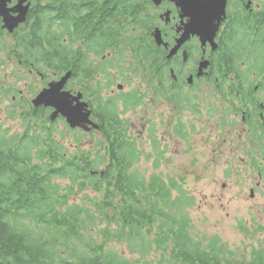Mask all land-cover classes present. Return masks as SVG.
<instances>
[{
	"label": "flooded vegetation",
	"instance_id": "obj_1",
	"mask_svg": "<svg viewBox=\"0 0 264 264\" xmlns=\"http://www.w3.org/2000/svg\"><path fill=\"white\" fill-rule=\"evenodd\" d=\"M18 1L11 0L8 7L14 6ZM94 1L26 0L23 4L29 6L26 22L20 25L17 30H14L12 34H9L4 28L3 21L0 18V62L7 64L9 61H13L8 53L10 48L17 45L16 40L29 35V32H32L37 26L38 20L44 19L47 22L48 17H50L48 26L50 27L51 38L55 39V44L56 39L66 38L67 45L64 50L69 54L65 62L59 59L55 62V65L59 66L60 69H64L69 75L63 91L68 92L73 97L80 94V102L87 104L93 124L99 127V124H102L103 115L100 111H97L94 106V95L88 90V67L90 65L94 68L107 66L112 73L120 67L119 57L121 55L119 53L122 49H127L129 57H132V54L145 53L146 60H133V67H137L138 63L148 65L145 70L152 75L155 60H158L155 58V53L159 52L158 58L161 63H159L157 70L162 67L172 71V79L159 76L136 78L140 81L137 86L136 80L130 78L131 75L122 76L116 72V79L113 83H116L117 92L127 93L130 90L132 92L145 90L148 108L150 102L153 101L151 104L155 107L159 106L163 115L167 114L175 117L172 126L167 125L171 128L167 131V136L174 138L175 136L184 135L185 122L183 117L185 113L191 117L199 116L202 118V111L206 109L207 114L210 111L208 114L210 116L209 133L217 136L224 129H234L239 125L244 127L243 132L249 136L247 140L249 146L246 148L259 145L256 142L258 139L257 134L264 130V61H262L264 55L259 57L256 51L264 48V31L262 30L264 0H229L225 18L220 22L216 34L207 38L205 45L201 44V39L191 37L172 55L170 54L171 51L179 45L181 37L185 34L184 24L187 21L182 18L180 10L175 8L174 3L162 2L155 8L156 15L154 16L148 10L149 5L146 2L148 0H127L132 5L130 8L131 15H136V10L139 9L143 12L138 27H134L133 23L135 21H124L130 27L127 34L129 42H126V45L123 44L120 37L119 28L122 21L120 16H117V30L97 31L95 26H98V21L96 20H94L92 26L90 25V19L104 16L95 14V10L90 8ZM120 1L117 0L116 7ZM139 1L145 3L142 6L134 5V2L136 4ZM40 13H46L47 16H42ZM153 18L156 19V25L150 24L148 26V21ZM65 22L67 25L64 24ZM100 26H104V24L102 23ZM235 30H238L237 35H233ZM24 43V41H21L19 45V70L35 74L41 80L36 91L46 88L50 81H58L65 74L59 75L52 71L38 72L39 64L32 61L34 59L29 60L27 58ZM30 48L37 49L38 47L30 46ZM51 50L53 52L63 51L61 45ZM105 52L110 55H107L101 62H96L95 57L100 54V59L101 57L103 59ZM112 55L113 57L110 58ZM46 62L48 63V58L44 56L41 64ZM252 68H256V71H250ZM140 69L143 70V67H140ZM44 80L47 81L44 82ZM111 87L113 85H110L106 90L110 91ZM7 91L8 85L5 89V92ZM2 92L4 93L0 89V93ZM114 93L116 92H110L109 96ZM22 94L23 91L19 90V102L12 109H19L20 111L27 106V100L31 96V92L30 96H23ZM5 95L7 94L5 93ZM34 97L35 95L32 99ZM1 99L0 96V102ZM12 101H16V97ZM119 102L121 103V101ZM72 105L76 106V103L72 102ZM120 107L122 108L120 109L121 114L131 110L124 109L122 103ZM132 111L135 112V110ZM25 114H32L40 121L43 118L45 122L50 118L52 111L49 108L40 106L38 108L32 107V110ZM127 123L125 132H132L131 127L133 129V125L131 126L130 121H127ZM153 124L154 122H151V125ZM161 124H167L163 117L161 118ZM152 128L151 126L152 132L149 135L151 150L155 137ZM120 131L122 132L121 128ZM76 132L82 135L84 133L77 129ZM92 133L96 134L95 131ZM100 138L101 140L105 139L102 138L101 130ZM259 139L263 141L262 146H264V138L260 137ZM231 142L234 144L233 140ZM126 148L127 146L121 140L117 142V152ZM164 151L161 152V155L157 153L156 159L158 157L162 158ZM245 154L247 153H244L242 159L240 158L242 164L252 165L254 162L249 163V159H246ZM117 162L121 166V161L117 160ZM228 164L237 163L234 158H229ZM134 165H136L135 159L131 157L130 172L132 173L136 172ZM161 179L168 185V181L165 178L163 179L162 175ZM171 192L173 196L177 194L174 188Z\"/></svg>",
	"mask_w": 264,
	"mask_h": 264
},
{
	"label": "trees",
	"instance_id": "obj_2",
	"mask_svg": "<svg viewBox=\"0 0 264 264\" xmlns=\"http://www.w3.org/2000/svg\"><path fill=\"white\" fill-rule=\"evenodd\" d=\"M116 2L95 0L90 8L104 16L90 19V25L96 20L97 31L116 30L111 24L113 18H124L125 14L123 3L116 7ZM103 22L105 26H100ZM49 37L48 26L34 39L37 43L43 39L49 42ZM68 56L66 53L63 61ZM105 116L107 121L115 119L114 113ZM116 133L115 125L105 131L111 157L106 176L96 180L95 186L77 187L76 193L84 194L87 205L69 202L58 182L68 175L71 165L53 166L41 157L32 161L28 145L0 144V264H150L141 257L121 260L109 247L114 240L125 241L131 247L148 241L161 255L156 264H264L261 254L253 260H235L233 253L216 249V242L213 246L201 245L188 230L190 219L185 211L194 200L176 181L166 185L161 178L153 177L158 183L157 194L149 191L146 200L139 193L135 196V185L129 178L117 179ZM136 184L140 185L138 181ZM94 192L100 196H93ZM93 227H98L97 236L91 234ZM68 242L73 256L63 247Z\"/></svg>",
	"mask_w": 264,
	"mask_h": 264
},
{
	"label": "rangeland",
	"instance_id": "obj_3",
	"mask_svg": "<svg viewBox=\"0 0 264 264\" xmlns=\"http://www.w3.org/2000/svg\"><path fill=\"white\" fill-rule=\"evenodd\" d=\"M107 55L110 54L105 52L103 59L95 57L96 62H101ZM112 57L113 55L110 58ZM22 73L18 72L14 61H9L7 64L0 62V89L4 91L0 93L2 98L0 102V141L8 142L21 131V123L11 118L10 115L11 109L20 97L17 94L18 91H23V96H30V86L34 90L40 86L38 77L27 71H22ZM25 74L26 77L21 82V77ZM115 76L114 71L110 79L114 80ZM134 79L138 86L140 81ZM9 84L14 86L16 94L9 90L5 92ZM114 85L110 91L102 92V100L115 90ZM5 93L9 95V98ZM15 97L16 101H12ZM152 102L149 108L146 101L142 109L136 112L128 110L120 115L121 118L129 120L131 126L133 125L131 130L136 137V147L141 151L134 170L143 180L146 177L148 179V175L152 173L162 175L163 179L165 178L168 182L174 180L187 196L193 198L192 206L185 210L190 219L191 228L188 230L201 245L213 246L216 242V249L233 253L235 260H253L259 254L264 255V154L259 153L260 146L246 148L249 146L247 142L249 136L243 132V126L237 125L234 129L226 128L217 136L209 133L210 116L208 114L210 111L207 114L206 109L202 111V118L191 117L185 113L183 117L184 135L174 138L167 136V131L171 129L169 127L175 122V117L163 115L161 108L153 106ZM119 104L121 105L120 102ZM117 108L120 111V107ZM162 117L167 124H161ZM43 120L42 118V124ZM151 122L154 124L151 125ZM48 126L45 124L43 129L40 128V135ZM151 126L159 140V149L165 151L162 153V158L156 159L153 155L147 160L145 152L152 151L149 137L152 132ZM53 127L54 133H50V137L55 146L59 145L62 153L66 155L74 153L78 140H82L83 150L89 147L90 153L93 154L96 149L98 138L95 135L72 138L65 124L60 122ZM43 138H46V135ZM244 153L248 154L245 155L249 163L254 162L252 165L242 164L240 158L242 159ZM229 158H234L237 164L229 165ZM243 160L245 161L244 158ZM80 180L82 178L80 179L78 175L70 171L69 175L60 178L58 182L62 190L66 192L68 199L74 204L87 205V202L83 200L84 194L76 193ZM91 234L97 236L98 227H93ZM140 244L131 247L127 242L114 240L109 247L125 261L141 257L144 262L158 263L161 255H157L148 241Z\"/></svg>",
	"mask_w": 264,
	"mask_h": 264
},
{
	"label": "water",
	"instance_id": "obj_4",
	"mask_svg": "<svg viewBox=\"0 0 264 264\" xmlns=\"http://www.w3.org/2000/svg\"><path fill=\"white\" fill-rule=\"evenodd\" d=\"M7 0H0V16L3 17V20L6 23V27L9 28V30H12L14 27L17 26L19 22H23L24 15H25V9H22L19 11V15L12 19L10 15H8V12H11L10 10H5V4ZM159 1V0H157ZM174 1L183 11V13L187 14V16H195L197 12V8L199 6V0H171ZM216 0H212L211 3L214 4ZM22 1L19 3L22 6ZM194 11V12H193ZM224 12V0H221L218 2L217 6L214 9H209L206 11H203L202 20L201 22L206 28L209 20H219L220 16ZM11 18V19H10ZM8 22H13L7 25ZM191 25V24H190ZM193 28V24L191 25ZM191 32V31H190ZM214 31L211 27L209 29V36H213ZM65 77L59 82L49 85V88L41 92L38 97L35 99L34 103L36 106L44 105L45 107H53L55 109V114L59 113L62 115L67 123L72 127H83L84 124L88 123V115L89 113L83 114V109L78 106L74 109H71L68 106V95L67 93H61L60 90L65 84ZM55 115V116H56ZM252 194V192H251Z\"/></svg>",
	"mask_w": 264,
	"mask_h": 264
},
{
	"label": "snow or ice",
	"instance_id": "obj_5",
	"mask_svg": "<svg viewBox=\"0 0 264 264\" xmlns=\"http://www.w3.org/2000/svg\"><path fill=\"white\" fill-rule=\"evenodd\" d=\"M191 23L195 25L197 23V19L195 16H192Z\"/></svg>",
	"mask_w": 264,
	"mask_h": 264
},
{
	"label": "bare ground",
	"instance_id": "obj_6",
	"mask_svg": "<svg viewBox=\"0 0 264 264\" xmlns=\"http://www.w3.org/2000/svg\"><path fill=\"white\" fill-rule=\"evenodd\" d=\"M249 92V91H248Z\"/></svg>",
	"mask_w": 264,
	"mask_h": 264
}]
</instances>
